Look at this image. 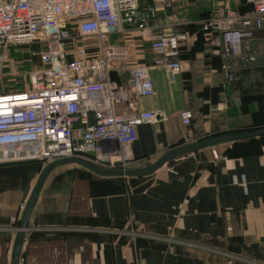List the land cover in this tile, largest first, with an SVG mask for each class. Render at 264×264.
<instances>
[{"label": "crops", "instance_id": "1", "mask_svg": "<svg viewBox=\"0 0 264 264\" xmlns=\"http://www.w3.org/2000/svg\"><path fill=\"white\" fill-rule=\"evenodd\" d=\"M148 2L150 0H141ZM152 4V2H151ZM246 0H178V11L157 9L153 31L175 26L183 13L189 33L184 69L172 81L139 32L128 65L111 72L140 111L163 118L138 127L136 166L227 132L264 127V28L251 39L253 62L233 78L222 71L219 39L207 41L201 21ZM183 10V12H182ZM98 53L99 43L87 46ZM151 66L155 94L132 91L130 68ZM121 111L128 109L120 105ZM190 112L186 123L182 113ZM229 150V153H225ZM36 161L0 165V264H12L23 216L45 168ZM25 205V207H23ZM24 264H264V136L206 147L143 177H107L74 163L46 177L25 229Z\"/></svg>", "mask_w": 264, "mask_h": 264}, {"label": "built area", "instance_id": "2", "mask_svg": "<svg viewBox=\"0 0 264 264\" xmlns=\"http://www.w3.org/2000/svg\"><path fill=\"white\" fill-rule=\"evenodd\" d=\"M150 1L0 0V68L2 51L11 46L37 45L42 64L31 72L29 88L20 92H5L0 74V165H48L66 158L107 169L136 165L132 147L138 127L164 115L140 111L112 79L113 70L128 65L132 42L111 38L139 32L156 55L155 66L163 67L172 81L184 69L180 52L189 39L178 28L189 22L185 13L175 26L153 31L149 25L157 9L178 11V0ZM246 4L249 11L225 6L200 23L207 41L219 39L225 60L221 68L229 78L255 60L250 42L264 28V0ZM95 43L100 45L96 54L87 47ZM130 73L132 91L142 97L155 94L151 66L135 64ZM123 104L126 111L119 109ZM182 118L190 123L192 114L186 111Z\"/></svg>", "mask_w": 264, "mask_h": 264}, {"label": "water", "instance_id": "3", "mask_svg": "<svg viewBox=\"0 0 264 264\" xmlns=\"http://www.w3.org/2000/svg\"><path fill=\"white\" fill-rule=\"evenodd\" d=\"M264 136V127L259 128L253 131H237V132H227L220 135L211 136L209 138L190 143L188 145L176 148L167 154H165L163 157H161L159 160L154 162L153 164L141 167V168H114V169H107L103 167H99L95 164H92L90 162H87L80 158H66L61 159L58 161H54L52 163H49L45 166L43 169L39 180L37 182L36 187L34 188L32 195L30 197V201L26 207L23 221L21 225V230L19 233V236L16 241V245L14 248L13 253V261L12 264H20L21 258H22V249H23V243H24V234L25 229L28 227L29 219L32 215V212L35 208V205L37 203V199L39 196V193L41 191V188L43 186V183L46 179V177L49 175V173L57 166L62 164H68V163H74L79 166H82L91 172L101 175V176H107V177H120V176H133V177H141L146 176L151 173H154L155 171L159 170L161 167L166 165L168 162L173 161L175 159H178L186 154L198 151L200 149L206 148V147H212L219 144H225V143H233L245 139L250 138H256ZM229 153V150L225 153L227 155Z\"/></svg>", "mask_w": 264, "mask_h": 264}, {"label": "rangeland", "instance_id": "4", "mask_svg": "<svg viewBox=\"0 0 264 264\" xmlns=\"http://www.w3.org/2000/svg\"><path fill=\"white\" fill-rule=\"evenodd\" d=\"M40 50L37 45H24L11 46L2 51L0 74L5 92H20L29 88L31 72L42 67ZM132 167L139 168L136 165Z\"/></svg>", "mask_w": 264, "mask_h": 264}, {"label": "trees", "instance_id": "5", "mask_svg": "<svg viewBox=\"0 0 264 264\" xmlns=\"http://www.w3.org/2000/svg\"><path fill=\"white\" fill-rule=\"evenodd\" d=\"M239 10V9H238ZM203 33H204V31H203ZM254 130H256V129H254ZM253 131V130H252ZM262 137V136H261ZM250 139H253V138H250ZM245 140H248V139H245ZM241 141H244V140H241ZM36 162H39V163H41V164H43L44 165V163L42 162V161H36ZM171 162V161H170ZM141 177H143V176H141Z\"/></svg>", "mask_w": 264, "mask_h": 264}]
</instances>
